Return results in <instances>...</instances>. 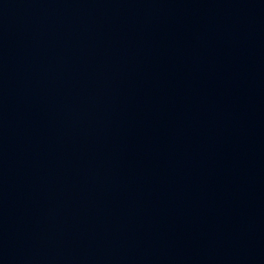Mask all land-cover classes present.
Returning <instances> with one entry per match:
<instances>
[{"label":"water","instance_id":"obj_1","mask_svg":"<svg viewBox=\"0 0 264 264\" xmlns=\"http://www.w3.org/2000/svg\"><path fill=\"white\" fill-rule=\"evenodd\" d=\"M0 264H264V0H0Z\"/></svg>","mask_w":264,"mask_h":264}]
</instances>
